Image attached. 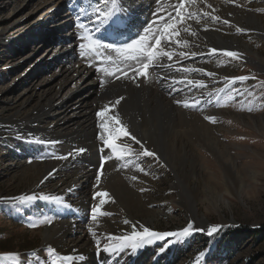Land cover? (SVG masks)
Masks as SVG:
<instances>
[{"label":"rangeland","instance_id":"1","mask_svg":"<svg viewBox=\"0 0 264 264\" xmlns=\"http://www.w3.org/2000/svg\"><path fill=\"white\" fill-rule=\"evenodd\" d=\"M121 1L137 13L142 9L150 10L154 5V0H135L146 1L149 5L135 9L128 0ZM51 6L50 0H0V32L4 31L3 38L9 39H0V125L12 115L24 118L34 108L41 110L50 98L60 104L67 100V106L61 110L52 108L50 115L37 120L34 125L45 131L70 130L72 126L76 128L73 123L79 114L88 109H74L85 97L84 88L92 87L93 91L100 92L99 85L93 84L97 80L94 73L74 76L62 72L65 60L77 62V55L72 54L75 34L73 28L65 31V27L69 28L66 22L70 21L65 8L67 4ZM188 10L196 11L199 22L197 18L186 20L177 37L181 44L165 45L167 50L175 49L172 62L178 64L170 70L164 68L166 76L157 83L152 82L162 86L173 105L183 109L187 119L191 114L189 119L199 125L183 127L192 135L183 138V142L179 140L174 164L166 162L160 153H156L159 160L141 156L137 161L145 170L141 172L134 164L121 167L124 160L108 159L100 181L105 187L110 186L109 178L112 179L114 172L123 173L128 169L137 179L125 178L129 184L125 192L116 188L109 191L112 200L105 203L102 210L111 214L93 221L91 209L100 199H94V194L100 192L95 186L101 164L91 165L79 158L67 163L68 159L58 157L70 153L69 146L58 148L49 143L53 134L22 132L1 125L0 244L5 247L0 250V255L15 253L16 264H38L39 260L47 259L49 246L58 254L67 255L59 251V246L75 250L88 247L90 256L83 264H194L201 251L205 255L199 264H264V0H194ZM204 12L210 15L204 16ZM235 12L239 16L254 15L259 25L244 18L232 19L230 16ZM59 13L62 16L58 17ZM213 16L220 19L213 20ZM42 18L48 22L41 23ZM225 20L228 23H224ZM205 25L224 38L235 39L241 48L212 41L207 37ZM185 27L188 31L183 30ZM238 28L241 31H237ZM66 32L69 41L64 38ZM63 38L65 43L61 45ZM183 41H187V45ZM62 46L66 47L62 49ZM68 48L71 53H65ZM212 48L218 50L216 54H209ZM224 50L238 52L239 58L224 56ZM181 51L188 56L180 57ZM193 52L197 55L192 56ZM165 58L163 60L171 62ZM184 68L204 71L184 72ZM209 72L215 75L208 76ZM238 76L248 79L233 83L224 79ZM174 79L185 83L173 85ZM188 80L202 81L203 86L188 85ZM99 96L102 100L107 97L102 93ZM97 101L90 99L89 108H95L101 102ZM183 101L189 104L199 101V104L184 107ZM69 106L70 109L65 111ZM61 112L70 122L63 127H53ZM207 116L214 117L215 122L205 119ZM132 148L141 151L136 143ZM64 150L68 152L62 154ZM132 159L136 160V157ZM58 163L60 166L63 163L58 174L44 180L45 171ZM77 167L84 168L81 175L85 171L91 175L68 193L61 194L70 207L43 200L21 204L11 199L33 193L47 195V191H51L49 195L58 196V175L67 174L68 183ZM45 218L51 219L52 223H39ZM125 220L130 223L125 224ZM189 221L203 231H195L179 243L165 247V241H155L135 252L125 249L119 254L97 253L96 250L95 239H100L103 245L108 242V235L130 232L133 224H137L138 230L143 224L154 231L171 232L184 228ZM63 222L71 224L72 231L57 245L46 244L48 231ZM30 223H37V226L29 227ZM213 225L221 227L209 236L207 229ZM89 228L96 233L95 239ZM233 231H238L237 235L229 236ZM161 248L164 251H160ZM0 264L12 262L0 261Z\"/></svg>","mask_w":264,"mask_h":264},{"label":"snow or ice","instance_id":"2","mask_svg":"<svg viewBox=\"0 0 264 264\" xmlns=\"http://www.w3.org/2000/svg\"><path fill=\"white\" fill-rule=\"evenodd\" d=\"M159 2V0H158ZM194 3V0H178L172 8L174 9L175 14L173 15L171 11H166L164 9H157V12L153 13V20L149 22V25L143 29V32L137 36V38L132 39L130 42H122L119 44L116 43H105L103 40L98 39L94 36V32L98 33L101 31V28L105 25L110 26L113 22V18L116 16L118 11L117 0H97L94 4H89L91 8V13H87L86 10L81 9V12L85 15H88L93 24V28H89L86 23L78 22L77 27L82 30L80 39L81 43L79 45L82 57H87L94 55L101 64L106 66L100 67L97 70L103 72L107 76H115L117 79L120 76L129 78L128 73L131 72V79H135L137 76L144 77L145 79L149 76V70L154 67H164L165 65L161 62L163 58H167L168 61H172L173 56L176 55L175 49L167 50L165 45H171L173 42L176 45H180L181 41L177 39L180 34V26L184 25L186 20L197 18L196 12H191L188 10V5ZM208 7H212L208 5ZM204 16L210 15L208 12L203 13ZM213 20H219L217 16L212 17ZM224 23H228L227 20ZM205 27H207L205 25ZM184 31H188V28L185 27ZM241 31V29H237ZM192 35H196L195 32H192ZM187 41H183L184 45H187ZM216 48L209 50V54H216ZM114 53L115 55L109 54ZM224 56L231 58H239V53L235 51L224 50L222 52ZM192 56L197 55V53H191ZM179 56L186 58L188 53L179 52ZM133 64L135 65L133 67ZM123 66V67H121ZM167 67H172V64H168ZM184 72L190 71H201L203 69H192L184 68ZM119 73V75H117ZM208 76H214L215 73L209 72ZM227 82L233 83L236 80L244 81L248 79L247 76H238V77H225ZM177 83H185L184 80L176 81L173 80V85ZM188 85L203 86L202 81H191L186 82ZM104 81L101 80V85L103 86ZM175 91L176 89L173 88ZM123 97L118 98L114 104L105 105L99 112L97 116L101 118L99 127L102 129V133L99 137L103 144L111 150L112 155L108 157H101L100 170L96 176V184L99 185L101 181V174L104 167V162L107 159H118L126 161L121 165V167H129L130 164H134L135 167L144 172V168L141 167L140 163L137 161L139 157H155L159 160V157L154 151H150L145 147L140 140H138L134 135L130 133L127 129V125L123 123L120 119L119 114L113 112L116 108V105L120 103ZM228 99L231 100L232 96L229 95ZM177 103H182V101H177ZM199 104V101L189 104L187 101H183L184 107H196ZM251 111V108H249ZM212 122H215V118L211 116L205 117ZM128 137L131 141H134L136 144L140 145L141 151H136L128 143H124L122 138ZM42 142V141H38ZM54 143V142H49ZM86 149L79 148L74 150V152L68 153L65 156L58 157L59 159H68L79 153L85 152ZM103 151V149H102ZM132 157H136V160H133ZM55 171V169H53ZM52 172L48 173V176H51ZM48 176L44 177V180L48 179ZM131 179L136 180V176H132ZM41 180V183L44 182ZM71 191V189L69 190ZM143 191V189H142ZM99 197V203L94 204L91 209V219L97 221L100 216L110 215L111 213L104 212L102 206L111 201L112 198L107 192H96L94 194V199ZM107 197V199H105ZM13 201H17L21 204H28L35 200H43L56 205L63 207H70V205L65 204L64 198L61 196L55 195H37L36 193L30 195H20L18 197L11 198ZM39 223H52V220L45 218L40 220ZM125 224L130 223L128 220L124 221ZM37 223H30L29 227H36ZM220 225H213L208 227L207 233L211 236L213 233L217 232L220 228ZM132 225V230L130 232L124 233L119 236L108 235L107 243H103L100 239H95L96 233L92 228H89V232L93 235L96 243L97 253H109V254H119L125 249H131L135 252L137 249L144 247L147 244H153L155 241H165V247L169 244L179 243L185 238L189 237L195 231H203V229L196 228L193 221H189L188 224L179 230L171 232H159L150 229L143 224ZM160 251H164V248H161ZM205 252L201 251L195 257L194 264H199L201 258H203ZM78 259L83 260V256L77 257ZM18 259L17 254L7 253L0 255V261H10L12 264H16ZM73 260L72 256L58 254L56 249L49 246L47 248V259L39 260L38 264H69Z\"/></svg>","mask_w":264,"mask_h":264},{"label":"bare ground","instance_id":"3","mask_svg":"<svg viewBox=\"0 0 264 264\" xmlns=\"http://www.w3.org/2000/svg\"><path fill=\"white\" fill-rule=\"evenodd\" d=\"M134 1L135 0H128V2H130L133 5V7H135V9L137 7L141 8V6H143L146 3V1L144 2H141V1L134 2ZM63 2L64 0H50V4L52 6L54 5V7L58 5H62ZM117 2L119 1L117 0ZM191 12H196V11H191ZM57 16L58 17L62 16V14L59 13L57 14ZM230 17L232 19L237 18L238 20L244 18L248 22L253 21L257 25H259L256 21L255 16L249 13L242 14L239 16L235 12ZM40 22L41 23L48 22V19L44 20L42 18ZM206 28L208 30L207 37L210 38L212 41L221 43L222 45L226 44L228 47L238 46L239 43L235 39L224 38L223 36H221V34L215 31L212 27L210 28L208 26ZM3 32L4 31L0 32V39L4 37ZM64 38L67 39V41L70 40V36L67 34V32L65 33ZM3 39L4 41L9 40L8 37H5ZM64 47L66 46H62L61 48L63 49ZM238 48H241V45L238 46ZM69 50L70 48L66 49L65 53L66 51L71 52ZM68 57H69V54L67 58ZM161 62H167V61L162 60ZM33 69H32V72H33ZM166 69L170 70V67H166ZM166 69H164L163 67L151 68L149 70V75H151L152 77L148 76L147 79H145L144 77H140V76H137L135 79H131L130 77L132 76V73L128 75L129 78L122 77L121 79H115L114 76L100 75L99 78H97L96 83H93V84H96L97 86L99 85V88H101L100 92L107 97L104 98V100H102L99 96V94H101L100 92L93 91L92 87H89L88 90L86 89L87 87H85L84 93H83L85 97L82 101L78 102L79 105L75 107L74 109H79V108H83V109L88 108V109H86L84 113L82 111V113L79 114L78 119L75 120V122L73 123L74 125H77L76 128L72 126L73 129H70V130L65 129V131L63 132H61L60 130L58 131L57 129L56 131H51L50 129H48L49 131H45L43 128L36 127L34 125V123L37 120L41 119L42 117L50 115L52 108H55V110H61L63 107L67 106V102H68L67 100L63 101L60 104V102L59 103L52 102L50 98L47 100L48 101L47 105H43L41 110L34 108L32 113L26 115L24 118H18L16 115H12V117L4 120L1 125L6 126V127L11 126V127L18 129V131H22V132L23 131H30V132L37 131L38 133L39 132L41 133L45 131L46 133L44 132V134H47V135L53 134L52 137L54 138H49L48 140H51L52 142L57 140L56 143H51V144L52 145L54 144V146L57 145L58 148H66L69 146L68 150H70L71 152H74V150H77L79 148L86 149V151L83 153H79L73 157H69L68 160H66L65 162L69 163L70 161L79 158V159L88 161L91 165L97 164L101 157H108L109 154L112 155L111 150L108 149L103 144V141L99 139L102 133V129L99 127L101 118L97 116V112H99L105 105L114 104L118 98L123 97L120 103L116 105V108L113 110V112L119 114L120 119L123 121L124 124L127 125V129L130 131V133L134 135L138 140H140L141 143H143L147 149H149L150 151H154L155 153H160L164 157L165 161L169 162L170 165H172L174 164V161L178 155L177 149H178V143H180L179 140L183 142V138L184 139L185 137L191 138V135H192V134L190 135L187 130L186 132L183 129V127L186 128V126H188L190 128H195V127H199V125H198V122H194V121H191V119H189L191 114H189V117L187 119L186 118L187 116H184L185 111L173 105L172 99L168 97L167 93L163 90L162 86L159 87L156 84H152L151 82L152 78L158 81H161L163 77L166 76L165 72H163V71H167ZM63 71L66 74L68 73L74 76L76 75L77 76H80V75L88 76L94 73V70L88 69L87 66H85L83 62L81 63L78 61L72 62V60L70 59L65 60V62L62 64V72ZM66 79L65 81L68 80ZM101 80L104 81L103 86L101 85ZM93 93L94 95L92 96L91 94ZM89 96L90 98H88ZM112 97L114 100H112ZM90 99L92 102H95L97 100H101V102L99 101L100 103H98L95 108L94 107L89 108L88 102ZM70 107L71 106H69L65 111L70 109ZM68 122H70V119L67 118L64 112H61L58 114V117L55 118L53 127L54 126L56 127L57 125L63 127ZM204 127H205V124L203 128ZM172 133H175V134L173 135ZM122 139L124 143H128L131 146L135 145V142L131 141L130 138L128 137H125ZM187 140H190V139H187ZM45 141L46 139H44L43 142L45 143ZM43 146H47V145L43 144ZM61 152L62 154H64V153H67L68 151L64 150ZM98 152H100V154ZM62 164L61 166H60V163L53 164L50 168H48L45 171L43 176L44 177L48 176L49 172H52V175L58 174L59 170L63 166ZM53 169H55V171H53ZM83 169L84 168H79V167H77L75 171L73 169L74 175H72L73 177L71 181L68 183L65 179L68 177L67 174L58 175L60 176V179L58 178L59 180L57 181V185L60 187L59 189L60 192L56 193V195L61 196V194L62 195L66 194L68 193L70 189L72 190L73 188L82 184L83 183L82 181L88 180L91 174L90 172L85 171V174L81 175V172H83ZM112 174H113L112 179L109 178L110 186L105 187L104 184L100 182L99 185L95 186V189L100 192L108 193L111 190L113 191V188H116L120 190L121 192H125L127 191V187H128L127 186L128 182L125 181V178L127 176H136L134 172L128 169L123 171V173L114 172ZM51 176H48V178H50ZM207 187L211 188L210 186H207ZM50 192L51 191H47L46 194L49 195ZM136 198L137 196L135 197V199ZM105 199H107V197H105ZM71 231H72L71 224H69L68 222H63L60 225L53 226L48 231L47 237L45 236L47 240L46 244L51 243L53 245H57L58 242L62 240L63 238H65V236L69 234V232ZM57 248L59 249V251H62V252L64 251V253H67V255L73 257V260L70 261L69 264H83L82 262L84 261V259H88L86 257L90 256L88 253L89 249L87 250L88 247L87 248L86 247L77 248V250H75L74 248L63 249V247H59V246H57ZM79 256H83L84 259L83 260L78 259L77 257Z\"/></svg>","mask_w":264,"mask_h":264},{"label":"trees","instance_id":"4","mask_svg":"<svg viewBox=\"0 0 264 264\" xmlns=\"http://www.w3.org/2000/svg\"><path fill=\"white\" fill-rule=\"evenodd\" d=\"M230 234H229V236H231V237H234V234L235 235H237V233H238V231H233V232H229ZM223 234V236L225 235L224 233H222ZM221 234V235H222ZM227 234V233H226ZM223 238V237H222ZM223 243V242H222ZM4 247H5V245L4 244H0V250H4Z\"/></svg>","mask_w":264,"mask_h":264}]
</instances>
